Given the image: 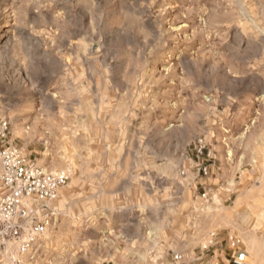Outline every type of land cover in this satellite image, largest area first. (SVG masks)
<instances>
[{
    "label": "rangeland",
    "instance_id": "1",
    "mask_svg": "<svg viewBox=\"0 0 264 264\" xmlns=\"http://www.w3.org/2000/svg\"><path fill=\"white\" fill-rule=\"evenodd\" d=\"M257 116L264 0H0V148L69 175L27 264H264V166L206 155Z\"/></svg>",
    "mask_w": 264,
    "mask_h": 264
},
{
    "label": "built area",
    "instance_id": "2",
    "mask_svg": "<svg viewBox=\"0 0 264 264\" xmlns=\"http://www.w3.org/2000/svg\"><path fill=\"white\" fill-rule=\"evenodd\" d=\"M197 151L202 154V148ZM202 172L207 174L206 167ZM68 180L65 171H44L25 159L15 146L0 148V245L15 243L19 253L0 264H27L21 255L32 248L36 237L43 234L50 223L48 214L40 217L35 214L32 203L54 198L58 188ZM237 243L230 242V263L244 264L247 253L238 248Z\"/></svg>",
    "mask_w": 264,
    "mask_h": 264
},
{
    "label": "crops",
    "instance_id": "3",
    "mask_svg": "<svg viewBox=\"0 0 264 264\" xmlns=\"http://www.w3.org/2000/svg\"><path fill=\"white\" fill-rule=\"evenodd\" d=\"M258 122L259 116L256 117L255 125L250 127L246 124H239L237 125L239 126V130L237 129L238 131L236 133L225 135V138L216 137L214 139L216 142L209 149H206V155L208 156L207 160L211 162L209 164L211 177L212 175L214 176L215 173L217 179H226L221 178V174L218 173V170L225 166L233 167L235 169V174L236 172L239 174L240 172H244L248 175L251 173L246 167L264 166V141L262 140V135H264V125L259 128L262 134L253 136L252 133V129H255ZM241 175L242 174H240L239 178L242 180ZM256 178L259 179V177H254V179ZM231 179L233 178H228L226 180ZM251 236L254 238L256 234L251 232ZM232 240L231 237L229 242ZM234 240L238 242L237 239ZM226 243L228 244L227 240ZM244 246L246 253H249V251L254 248V245L250 247V244Z\"/></svg>",
    "mask_w": 264,
    "mask_h": 264
}]
</instances>
